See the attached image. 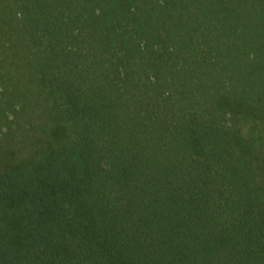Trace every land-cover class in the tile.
Instances as JSON below:
<instances>
[{
	"label": "trees",
	"instance_id": "obj_1",
	"mask_svg": "<svg viewBox=\"0 0 264 264\" xmlns=\"http://www.w3.org/2000/svg\"><path fill=\"white\" fill-rule=\"evenodd\" d=\"M0 264H264V0H0Z\"/></svg>",
	"mask_w": 264,
	"mask_h": 264
}]
</instances>
